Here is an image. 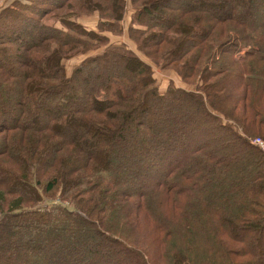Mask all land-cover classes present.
<instances>
[{
  "label": "trees",
  "instance_id": "16d2710c",
  "mask_svg": "<svg viewBox=\"0 0 264 264\" xmlns=\"http://www.w3.org/2000/svg\"><path fill=\"white\" fill-rule=\"evenodd\" d=\"M12 1L0 264H264V0Z\"/></svg>",
  "mask_w": 264,
  "mask_h": 264
},
{
  "label": "rangeland",
  "instance_id": "374dc122",
  "mask_svg": "<svg viewBox=\"0 0 264 264\" xmlns=\"http://www.w3.org/2000/svg\"><path fill=\"white\" fill-rule=\"evenodd\" d=\"M181 2H182V0H180ZM179 1V2H180ZM11 2H13L12 0H0V7L2 6V5H4V4H10ZM174 2V1H173ZM176 2H178V0H176L175 1V3ZM222 12H224V11H222ZM98 14L97 13H94V14H90V15H86L85 17H83V18H81L82 20V22H84V23H86V24H88V26L89 27H91V26H96L97 25V21H98ZM125 22V21H124ZM125 23H128V21L127 22H125ZM110 30L111 31H109V32H112V34H110V36L112 37V39H114V40H118V41H124V42H127V44H129V46L133 49V50H135V51H137V49H136V47L129 41V39L127 38V35H126V33H120V31H119V29H116V28H110ZM114 34V35H113ZM91 52H95V51H89V52H87V53H80V54H78V55H75V56H73V57H71V58H68V59H65V64H66V66H67V71H68V73L70 74L71 72H72V70H73V68L79 63V62H81L83 59L82 58H84V56L86 55V54H88V53H91ZM138 53H139V55H141V56H144L143 55V52H140V51H137ZM5 61V64L8 66V67H11V65H12V61L10 60V59H8V58H6L5 57V59H4ZM153 68H154V75H155V77H156V82H157V84H158V86L160 87V89H161V91H163L164 89H166L170 84H174L175 86L177 85V86H186L187 88H190V84H186V83H184L183 81H182V78L174 71V69H172V68H167V69H161V68H159V67H157V66H155V65H153ZM98 71H100V68H98L96 71H94L92 74H90V72H88V71H85L84 73H83V75H82V77H85V76H89L90 78H91V80H93V81H95V82H97L96 81V79L94 78V74L95 73H97ZM104 73V71L102 70V74ZM90 75H92V77L90 76ZM101 76H99L98 77V80L99 79H101L100 78ZM1 90V89H0ZM0 95H4L5 97H6V99L7 100H9V102L10 101H14L15 100V97H13L11 94H9L8 92L6 93V92H2V91H0ZM44 115V112L43 111H40V112H38V118H42V116ZM74 130L75 131H78V129L77 128H74ZM69 132V131H68ZM258 137H260V138H262L263 140H264V138L263 137H261V136H255L253 139H255V138H258ZM252 139V140H253ZM95 143H93V145H94ZM119 152H122V151H119ZM116 155V154H115ZM132 162H133V160H132ZM134 163V162H133ZM124 165V167H126L127 168V166H128V164L127 163H125V164H123ZM135 170V169H134ZM133 169L131 170L130 169V172L128 173V174H126V177H127V180L128 181H130V183H135V185H137V183L139 182V181H137V180H135V177H136V172L134 171ZM151 178H155V177H153V176H151L150 175V177H147L145 180H144V184L146 185V184H149L150 183V179ZM139 186H140V184H138ZM87 238L88 237H86V236H83L82 237V239L84 240V241H86L87 242ZM1 244H2V242H0ZM65 243V241H61L60 242V245H63ZM255 245H256V248H257V250L258 251H260V247H259V244H258V241H257V239H255ZM113 259V258H112ZM113 261H114V259H113ZM110 262H112V260L110 261Z\"/></svg>",
  "mask_w": 264,
  "mask_h": 264
},
{
  "label": "built area",
  "instance_id": "2783aa9c",
  "mask_svg": "<svg viewBox=\"0 0 264 264\" xmlns=\"http://www.w3.org/2000/svg\"><path fill=\"white\" fill-rule=\"evenodd\" d=\"M252 142L264 151V140L260 137L255 138Z\"/></svg>",
  "mask_w": 264,
  "mask_h": 264
}]
</instances>
